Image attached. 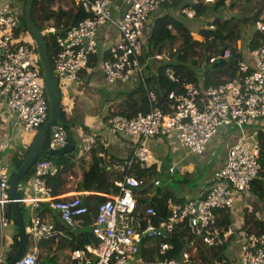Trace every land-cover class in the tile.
<instances>
[{"label":"built area","instance_id":"2783aa9c","mask_svg":"<svg viewBox=\"0 0 264 264\" xmlns=\"http://www.w3.org/2000/svg\"><path fill=\"white\" fill-rule=\"evenodd\" d=\"M221 0H75L89 18L57 33L49 26L43 34L53 44L50 58L59 86L67 93L72 87H82L84 73L100 54L99 34L107 38V56L101 61V71L108 85L129 84L136 77L146 85L145 63L142 62L147 27L152 16L166 7L169 13L190 20L198 16L199 8L213 6ZM223 1V0H222ZM230 0H227L228 3ZM258 0H239L254 2ZM8 0H0V116L6 105L16 116L21 133L38 131L49 118V104L36 44L30 42L28 32L21 28ZM172 29V27H170ZM209 29H214L211 25ZM254 30L264 39V23L257 21ZM30 35V34H29ZM235 46L225 51L222 60L228 61L233 51H244V30H236ZM163 52L150 57L163 60ZM238 65L235 78L218 87L205 88L187 83L181 93V80L173 68L165 71L167 79L177 85L168 94V105L162 106L156 94L149 93V111L134 117H109L110 128L131 137L133 151L120 166L119 176L113 178L117 191L99 193L105 199L98 205L91 225L93 242L71 253L75 264H194L193 256L199 246L215 248L224 245L234 232L218 224V213L231 210L239 196L251 192L262 171V142L259 133L241 136L229 149L225 165L214 174L212 188L199 199L177 203L166 202V214L161 215L151 205L140 208L138 198L146 185L145 176L158 165L149 147L153 138H173L189 154L202 156L210 141L221 129L239 128L264 121V45L249 51ZM221 57H219L220 59ZM148 59V58H147ZM212 58L210 63H215ZM147 89V85L145 87ZM0 117V124H1ZM1 136V131H0ZM10 141L0 138V264H7L14 249L16 233L9 216L11 204V175L3 163L2 153ZM68 142L63 126L54 127L50 147H62ZM101 145V159L107 158L108 143L95 134H87L82 145L83 155H89ZM65 169L52 160L38 159L31 167L30 185L33 198H21L28 234L27 250L15 264H38L43 243L62 236L52 223L40 213L43 204L56 213L71 230L86 226L89 207L80 195H56L48 179ZM110 168H107L108 174ZM181 167L170 166L171 175ZM159 181L154 182L158 187ZM25 209V210H24ZM28 211L30 213L28 217ZM183 235V236H182ZM182 236L186 247L176 258L177 246L171 242ZM239 264H264V235H246L241 247ZM208 264V263H204ZM217 264H231L223 259Z\"/></svg>","mask_w":264,"mask_h":264},{"label":"crops","instance_id":"0c3cea01","mask_svg":"<svg viewBox=\"0 0 264 264\" xmlns=\"http://www.w3.org/2000/svg\"><path fill=\"white\" fill-rule=\"evenodd\" d=\"M76 4V3H75ZM263 3H259V1L251 2L250 4L246 3L243 4L241 7L242 10L239 13V17L241 13L244 11L246 12V17L249 18L247 14L254 12L257 8V12L251 13L250 17L255 16L258 11L263 10L261 8ZM244 9V10H243ZM235 13L236 11H232ZM232 13H226V16H230ZM155 16H152V20L150 24H154L153 21L155 20ZM258 21L264 23V10L260 15ZM148 25V27H149ZM147 27V30H148ZM253 28V27H252ZM247 29L246 25H243V30L245 37L249 35V33L256 32L254 29L252 30ZM250 33V36L252 34ZM100 41V47H103V54L98 55V58L101 61L104 59L103 56L105 55V49L107 48V38L103 35V32L99 34L98 37ZM203 40V39H202ZM168 57V56H167ZM247 57V54L244 56ZM95 58V59H96ZM94 59V60H95ZM249 59V58H248ZM164 60V59H163ZM158 60V61H163ZM146 63V62H145ZM149 65L146 64L145 68L147 69V77L148 76H156L158 74L157 70H151L148 68ZM151 70V72H150ZM206 72L205 67L202 68L200 71V79L198 82H192L199 85L204 86L205 88L209 87H216V86H207L203 74ZM235 78V77H234ZM233 78V79H234ZM138 81L139 77H136L132 83L129 84H121L117 83L114 85H108L105 82L103 73L101 71L100 65L92 63L91 67L88 71L84 73V80L82 87L76 88L72 87L67 95L66 103L69 104V108L66 109L68 112V118L77 122L76 126L72 127V133L74 138V143H68L75 146V150L73 153L69 155H65L63 157L73 159L74 166L72 169H69L64 172V180L67 182L65 186V190L63 194H70V195H80L82 196V200L85 202L84 199L87 197L98 196L99 193H103L101 191H78V183L81 182L83 178L84 171L88 170L92 164V153L89 155H83L82 153V145L84 143V137L87 134H95L99 139L104 140L108 143V149L106 151L107 158L103 159L107 163L111 161H119L125 162L132 154L133 151V140L131 137L126 135L114 132L109 124V117L116 108L123 104L125 99L127 98L126 94L134 93V91L138 88ZM231 81V79L224 78V83ZM218 87V86H217ZM147 90V89H146ZM139 94L135 93L132 95V99L138 98ZM64 99V98H63ZM63 104V103H62ZM1 124H0V131L1 136L0 138L4 141H10L8 147L2 153V160L5 166L8 169V172L11 175L12 180V172L14 171L15 167V157L16 155L20 154L23 155L28 151L30 152L29 148L31 149L32 144L36 135L38 134L39 129L37 132L26 134V136L33 135V139L29 138L25 141L21 139V130L17 126V118L15 114L5 105L4 109L2 110V114L0 116ZM84 118L85 122H79V120ZM43 127V126H42ZM74 132V129H76ZM54 126L51 128L48 138L50 141L51 131L53 130ZM85 128L91 130L90 132H86ZM259 133L260 140L264 141V121L253 123L251 125H247L244 127L243 130L239 128H224L219 131V133L213 137L210 141L208 148L204 155L197 156L189 154L188 151L182 147V145L173 138H153L149 141V147L154 152L156 156V160L158 165L151 171L152 176L146 177V185L142 188V192L140 193L142 197L138 198L140 208H144L147 205L140 203L142 200L147 199V201H158L161 200L165 195H169V199L177 202V203H186L189 200H196L205 196V194L212 188L213 183L212 179L214 174L223 168L225 165L228 151L229 149L237 142V140L246 135L251 137L253 134ZM23 134V133H22ZM25 142L28 145L27 149L22 151L21 145ZM48 142V141H47ZM166 143H170V146L167 147ZM61 148V147H59ZM56 148V149H59ZM46 150L53 149L50 147H45ZM78 155V156H76ZM5 156L8 157L9 161L11 159L12 163H14V167H9L8 160H6ZM28 156V155H27ZM167 161H173L170 166L178 165L181 167V171L179 173H175L171 175V179L169 182L166 183V188H163L162 183L160 180L155 179L157 174L162 170L161 167V159L167 158ZM44 157V156H42ZM40 158L43 160H50L47 158ZM50 157V156H47ZM27 158V157H26ZM51 158H60V157H51ZM56 162L55 160H52ZM120 166V165H119ZM204 167L203 171H200L201 168ZM110 168L109 176L112 178H117L119 176V169L118 165L115 167H107ZM200 169V170H199ZM66 170V168H65ZM30 170L28 174L31 172ZM150 173V172H149ZM27 174V175H28ZM26 175V176H27ZM25 176V177H26ZM176 176V177H174ZM24 177V178H25ZM183 180V184L181 186L175 187L174 183L178 182L176 180ZM159 181L160 185L156 188V186L149 185L150 181ZM31 182V181H30ZM30 182L25 181L20 183L19 191H20V199L27 197L33 198L34 193L27 184ZM174 182V183H173ZM181 182V181H180ZM62 194V193H61ZM167 200V201H168ZM25 210V209H24ZM248 210L249 212H255L258 219L264 220V203L258 200L256 197L253 196L252 192H246L239 196L237 199L236 205L233 209L229 210L230 215V227L234 234L232 235V243L228 244V251L226 253L228 260L231 264H239L238 259L241 254V247L246 237V233L244 231V212ZM26 212V211H25ZM41 215L45 217L48 222L52 223L60 232H62V236L58 237L56 240H51L43 243L42 245V254L40 257L39 264L42 262L51 263V264H75L71 261V253L75 249L74 245H76L79 241H86L84 235L87 232L91 231V225L93 224V217L89 218L90 223L86 219V226L90 224L87 230L83 229L81 231H71L59 218V216L49 211L47 205L43 204L42 209L40 211ZM26 215V213H24ZM30 213L28 211V217ZM27 216V215H26ZM219 217V213H218ZM228 228V229H229ZM91 236V235H90ZM92 242V237H89ZM91 243V242H90Z\"/></svg>","mask_w":264,"mask_h":264},{"label":"trees","instance_id":"16d2710c","mask_svg":"<svg viewBox=\"0 0 264 264\" xmlns=\"http://www.w3.org/2000/svg\"><path fill=\"white\" fill-rule=\"evenodd\" d=\"M226 1L227 0H223L213 6L199 8L198 16L192 20L182 15L166 12V7H162L158 13L154 14L156 15L155 20L153 21L154 24H150L148 27L142 62L145 63L147 58L155 57L156 55L165 52L167 49H169V59L171 62L159 68L158 74L156 76L147 77L144 74L147 90L145 88L146 85H144L139 79L138 88L134 91V93L126 94L127 98L125 99L124 103L119 105L110 116H126L131 118L139 113H147L149 111V93L156 94L160 102L159 104L162 106H167L169 103L168 94L177 88V85L171 83L165 76V71L168 67L173 68L180 78L182 85L181 93H183L184 85L190 82L199 81L200 71H202V68L204 67L206 72L203 74V78L207 86L212 85L217 87L224 83V78L233 80V78L237 75L239 63L245 59L244 56L249 51L258 50L261 48L264 45V39L259 33L251 31V36L250 32L249 35L245 37V46L243 52L236 53V51H233V56L228 61L223 60L222 62H219V57H221L223 49L228 50L235 46V34L238 28L243 30V25L248 26L251 24L253 25L252 30L254 29V25L259 20L262 10L258 11L255 16L245 19H239L238 16L235 18L231 15L229 17L226 15L223 17L218 15L215 16L213 12H221V9L222 12L225 10L226 12L233 13L232 11H234L236 8L243 6L242 3L238 2L239 0H230L228 3ZM23 2L25 3V0H23ZM246 3L250 4L251 2ZM35 16L37 17L40 24L46 25L47 27L54 26L57 29L58 34L90 17V15L86 13L82 7H78L75 4V0H34L33 20L36 26L42 31L41 25L39 23L37 24L35 21ZM201 21L202 23L200 24L199 28L193 29L189 25L190 23ZM211 25L214 27V29H209ZM170 27H172V29H170ZM24 29L28 32L26 25H24ZM195 34L200 36L203 41L196 40ZM47 39L48 38L45 36L48 53L51 57L53 52V44L51 39ZM106 57V55L103 56V58ZM212 58H216L217 61L215 63H210ZM93 62L94 64H98L99 59L96 58ZM209 65L211 66L210 68L208 67ZM135 93H138L139 97L132 99V95ZM76 123L77 122L68 118L65 124L58 123L54 127L60 125L63 126L68 133V143H74L72 127L76 126ZM85 130L86 132L91 133V130L88 128H85ZM49 142L50 141L48 138L47 147H49ZM102 151L103 147L101 145L93 150L92 164L88 170L84 171L83 178L81 182L78 183V191L83 192L98 190L104 194L117 191L113 178L109 176L107 172V167L110 166L113 168L116 165L119 166L124 162L114 160L113 162L111 161L110 163H107L99 157V153ZM27 155L28 151L23 155H16L15 167L14 171L12 172V177L23 165ZM262 157V171L258 179L254 182L251 192L254 197L264 203V141L262 142ZM42 158L55 160L57 164L65 166L66 170L64 169L61 174L48 179V184L54 189V193L56 195H61V193L63 194L67 183L64 180V172L72 169L74 166L72 162L73 159L66 157L51 158L47 156ZM139 176H146L150 178L152 173H139ZM32 177L33 171L23 178L21 182H30ZM168 198L169 195L167 194L161 200L152 202L145 199L140 203L154 206L161 215L165 216V206ZM84 200L86 205L89 207V214L86 219H88L87 221L90 223L89 218L96 217L97 207L99 204L104 202L105 199L99 196H90ZM230 215L231 213L229 210H223L219 212L218 224L221 228L227 230L230 227ZM9 216L14 221L11 207H9ZM244 223V231L247 235H264V220L258 219L255 212H249L248 210H245ZM87 226H90V224H87ZM182 236H174L171 239V242L177 246V252L173 255L176 258L181 255L184 248L186 247V241L181 238ZM89 237H92L91 231L84 235L86 241H79L76 245H74V248L80 249L92 242ZM232 238L233 236L229 237L224 245L215 248H205L204 246H199L197 254L193 256L194 264H217L223 259H228L226 253L229 247L228 244H231L234 240H232ZM18 247L19 238L18 235H16L14 249L18 250Z\"/></svg>","mask_w":264,"mask_h":264},{"label":"water","instance_id":"95a60500","mask_svg":"<svg viewBox=\"0 0 264 264\" xmlns=\"http://www.w3.org/2000/svg\"><path fill=\"white\" fill-rule=\"evenodd\" d=\"M222 1V0H221ZM33 7L34 0H25V24L31 37L33 38L43 73L44 88L46 97L49 104V118L43 127L39 130L36 135L30 152L16 174L11 180V212L14 219V223L17 229V235L19 238V247L16 253L11 252V259L7 264H15L20 260L27 250L28 234L26 229L25 215L20 203V183L22 179L31 170L32 165L40 159L42 156L50 157H63L73 153L75 146L66 144L59 149H48L46 150V144L48 141V135L53 126L56 124H65L68 120V112L63 107V94L59 86L58 80L54 74L51 59L48 53V47L45 42V36L42 31L36 26L33 20ZM226 49H223L219 62H222V57Z\"/></svg>","mask_w":264,"mask_h":264},{"label":"rangeland","instance_id":"374dc122","mask_svg":"<svg viewBox=\"0 0 264 264\" xmlns=\"http://www.w3.org/2000/svg\"><path fill=\"white\" fill-rule=\"evenodd\" d=\"M259 1V3H263L264 2V0H258ZM8 2H10L11 3V5H10V3L8 4V5H10V7H11V9L13 10V13H14V15H15V17H17V19H18V21H19V25L21 26V28L22 29H24V25H26V24H24V20H25V3L23 2V0H8ZM254 2H256V1H254ZM246 2H242V5L243 4H245ZM264 7V4H262V6H261V8H263ZM238 9H240V10H242V8L240 7V8H236L234 11H236L234 14L232 13L231 14V16H233V17H235L236 18V16H238V18L240 19V18H243V17H246V16H244V15H246V12H242L241 13V15H240V17H239V13L241 12L240 10H238ZM244 10V9H243ZM257 8L255 9V11L254 12H257ZM263 10H264V8H263ZM263 10H262V12H263ZM225 10H223V12H222V9H221V12H213L214 14H215V16L216 15H218V16H225L226 15V13H229V12H224ZM254 12H251V13H254ZM251 13H249V14H247L248 15V17H250V14ZM35 18V21H36V23L38 24L39 22H38V19H37V17L35 16L34 17ZM202 23V21L201 22H195V23H190L189 25H190V27H192L193 29H196V28H199V26H200V24ZM252 23V22H251ZM40 24V23H39ZM41 25V28H42V31L44 32L45 30H46V25H42V24H40ZM43 26V27H42ZM252 26L253 25H251V24H249L248 26H247V29L248 30H250L251 28H252ZM25 30V29H24ZM26 31V30H25ZM28 34V36H27V38L29 37V40H30V42H32L33 40H32V37H31V35H29V33H27ZM196 35V34H195ZM44 36H46V38H48L49 40H50V37H49V35H47V34H45ZM47 39V40H48ZM196 40H199V41H203L202 40V38L200 37V36H198V35H196ZM103 47H100L99 48V50H100V54L99 55H102L103 54ZM165 53H167V55H168V57H166L163 61H158V60H153V59H151V58H148V59H146V63H145V65L146 64H148L149 65V67L148 68H150L151 70H157V72H158V70H159V68H161L162 66H165V65H167V64H169V62H171V60L169 59V49H167V50H165ZM53 56V52H52V55H51V57ZM50 57V58H51ZM98 64L100 65V60H99V62H98ZM98 64H97V66H98ZM101 66V65H100ZM209 68L211 67L210 65L208 66ZM101 68V67H100ZM151 70H150V72H151ZM144 74L145 75H147V69L145 68L144 69ZM62 94H63V107L65 108V109H68L69 108V104H67L66 103V101H67V95H68V93L64 90V89H62ZM71 118V117H70ZM79 122H85V120H84V118H82L81 117V119L79 120ZM20 129V128H19ZM75 130H77V127H76V129H74V132H75ZM35 132H37V131H35ZM28 137L29 138H31V139H33V135H30V136H26V134H22L21 133V139H22V141H25L26 139H28ZM167 144V147L168 146H170V143H166ZM21 148H22V151L24 150V149H27L28 148V145L25 143V142H23V144L21 145ZM76 156H78V155H76ZM5 158H6V160H8V162L9 163H7V164H9V167H12V169H13V167H14V163H12V161H11V159H10V161H9V159H8V157L7 156H5ZM169 157L167 156V158H162L161 159V167H162V170L157 174V176H156V178L155 179H158V180H160L161 181V183H162V186H163V188H166V183L167 182H169L170 181V179H171V174H170V172H169V167H170V165L172 164V160L169 162V161H167L166 159H168ZM200 170V169H199ZM204 170V167L203 168H201V170L200 171H203ZM174 177H176V176H174ZM170 178V179H169ZM176 180L178 181V182H176V183H174V186L175 187H178V186H181L182 184H183V180H178V178H176ZM181 181V182H180ZM154 179H152V181H150V183H149V185H153L154 184ZM157 188V187H156ZM24 213H26V215H27V211L26 212H24ZM89 228V226H85V230H87ZM12 230H13V232L14 233H16V235H17V229H16V227L14 226L13 228H12ZM42 264H51V263H46V262H42Z\"/></svg>","mask_w":264,"mask_h":264}]
</instances>
